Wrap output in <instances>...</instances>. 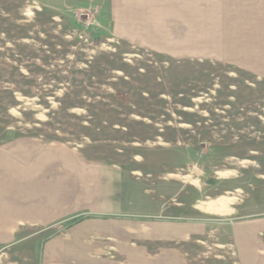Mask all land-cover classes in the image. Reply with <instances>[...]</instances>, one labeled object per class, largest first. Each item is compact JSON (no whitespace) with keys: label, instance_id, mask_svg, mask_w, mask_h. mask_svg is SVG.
Masks as SVG:
<instances>
[{"label":"rangeland","instance_id":"1","mask_svg":"<svg viewBox=\"0 0 264 264\" xmlns=\"http://www.w3.org/2000/svg\"><path fill=\"white\" fill-rule=\"evenodd\" d=\"M169 3L0 0V141L82 148L154 182L178 213L264 215V74L157 44ZM214 238L196 261L235 264Z\"/></svg>","mask_w":264,"mask_h":264},{"label":"crops","instance_id":"2","mask_svg":"<svg viewBox=\"0 0 264 264\" xmlns=\"http://www.w3.org/2000/svg\"><path fill=\"white\" fill-rule=\"evenodd\" d=\"M169 1L153 41L264 74V0ZM153 183L64 142L0 141V264H199L212 234L235 264H264V215L178 213Z\"/></svg>","mask_w":264,"mask_h":264},{"label":"bare ground","instance_id":"3","mask_svg":"<svg viewBox=\"0 0 264 264\" xmlns=\"http://www.w3.org/2000/svg\"><path fill=\"white\" fill-rule=\"evenodd\" d=\"M223 200H226V201H231V200H233V199H231V198H223Z\"/></svg>","mask_w":264,"mask_h":264}]
</instances>
